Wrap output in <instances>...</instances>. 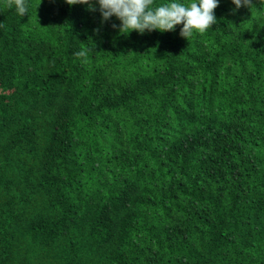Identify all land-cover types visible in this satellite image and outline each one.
<instances>
[{"label":"trees","instance_id":"16d2710c","mask_svg":"<svg viewBox=\"0 0 264 264\" xmlns=\"http://www.w3.org/2000/svg\"><path fill=\"white\" fill-rule=\"evenodd\" d=\"M27 2L0 0V264H264V0L189 41Z\"/></svg>","mask_w":264,"mask_h":264},{"label":"clouds","instance_id":"9594fccd","mask_svg":"<svg viewBox=\"0 0 264 264\" xmlns=\"http://www.w3.org/2000/svg\"><path fill=\"white\" fill-rule=\"evenodd\" d=\"M49 2L53 3L55 0ZM65 2L69 6L85 5L92 12L98 10L102 18L101 24L115 16L120 21V25L113 24L112 27L114 29L118 27L122 34H128L133 30L140 34L153 30L175 31L177 25H182L179 35L189 41L194 31L204 34L217 23L214 9L218 7V0H193L189 4L171 0L170 3L159 6L154 5V0H65ZM231 2L235 5L231 9L232 14L238 12L241 7L250 10L256 7L254 0H231ZM13 5L19 15L29 14L30 5L27 0H6L7 7L11 8ZM125 30L128 31L125 33ZM94 31L98 33L99 29ZM89 51L90 49L82 48L74 55L77 58H86Z\"/></svg>","mask_w":264,"mask_h":264}]
</instances>
